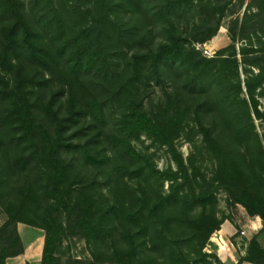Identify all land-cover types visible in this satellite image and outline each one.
Wrapping results in <instances>:
<instances>
[{"label":"trees","instance_id":"1","mask_svg":"<svg viewBox=\"0 0 264 264\" xmlns=\"http://www.w3.org/2000/svg\"><path fill=\"white\" fill-rule=\"evenodd\" d=\"M34 1L45 10V19L38 23L53 48L39 43L42 35L23 12L20 0H0V18L7 21L0 42V128L6 124L17 129L14 135L0 130V154L32 148L20 162L29 172L35 170L36 181L44 183L48 198L64 206L70 235L92 246L93 259H73L69 264H223L217 254L205 250L222 224L216 215L215 190L222 188L230 202L242 204L250 216L264 222V138L254 122V117L264 118L255 96L264 84L263 58L257 54L264 49L243 48L241 60L230 52L236 49L234 44L220 49L215 57L203 55L192 43L217 34L226 6L207 33L202 23L195 24L192 33L181 32L174 19L203 0H87L90 5L76 13L62 0L60 7L53 0ZM257 8L264 10V0ZM158 23L161 39L156 43L153 26ZM135 30L143 31L137 41L146 45L126 58L124 71L131 72L132 80L125 78V72L114 77L110 56L130 44ZM247 53L256 55L247 58ZM14 57L28 59L49 72L94 74L92 103L101 115L112 99L125 97L129 103L123 127L106 134L108 152L95 151L87 143H65V118L51 104L45 110L55 126L38 121L25 85L28 78L12 83L3 74L12 68ZM243 64L258 69L256 78L242 81ZM161 82L164 98L148 113L134 89ZM192 123L214 161L211 182L203 189L196 186L199 168L190 160L194 172L189 173L174 146V140ZM141 133L168 145L178 169H159L150 155L138 151L129 135ZM68 152L79 154L87 164L106 168L111 194L107 204L100 201L94 206L83 193L74 198L63 189L70 174ZM14 166L8 163L1 168ZM165 181L170 182L168 191ZM8 212V220L0 226V264L24 252L17 223L27 221L11 209ZM29 224L45 230L41 264H59L54 248L63 227L49 213L45 225ZM241 260L264 264V248L257 235L250 239Z\"/></svg>","mask_w":264,"mask_h":264},{"label":"rangeland","instance_id":"2","mask_svg":"<svg viewBox=\"0 0 264 264\" xmlns=\"http://www.w3.org/2000/svg\"><path fill=\"white\" fill-rule=\"evenodd\" d=\"M58 1L53 0V5L60 7L61 5ZM20 2L23 12L33 26L39 30V34L42 35L41 38H38L39 43L49 44L47 43V36L43 33L41 23H38L41 18L45 19L42 17L45 12V10L41 9L42 5L35 3L34 0H20ZM259 3L260 0H203L201 5L191 6L179 18H174L175 25L179 31L189 34L192 33L195 24L202 23L203 32L207 33L209 32L207 29L214 28L217 17L221 15V8L225 5V14L217 34L205 42L193 41L192 45L200 50L203 55L215 57L220 49L234 44L236 49H232L230 52H236L241 60L242 54L240 50L243 48H246V51L264 49V10L257 8ZM62 4L72 13H76L77 10L83 11L90 5L87 0H62ZM126 19H129V15L125 16L124 21ZM6 23L7 21L5 22L0 18V42L2 41V31ZM77 27L80 28V23ZM161 27V23L153 26V33L157 36L156 43L161 39ZM141 32L143 31L135 30L130 35V44H125L122 49L117 50L116 54L110 56L113 64L110 71L112 76H124L126 58L131 57L136 50L144 49L146 44H140L137 41ZM51 47L53 48V46ZM205 49L209 51V54L205 53ZM257 54L263 58L260 63L264 67V51H259ZM246 55L247 58H250L256 53H247ZM12 62V68L3 71V74L12 83H15L21 77L28 78L25 85L29 90V98L33 103V112L38 121L44 122L51 128L55 126L45 110L46 105L51 104L58 115L65 118L63 131L65 143H87L95 151L108 152L110 145L106 141V134L116 132L123 127L121 121L129 103L125 97L121 98V100L112 99L111 102L106 104L105 114L101 115L92 103L95 83L91 81V78L94 79V74L73 76L63 71L49 72V70L33 64L25 58L18 59L14 57ZM257 72V68L243 64L241 67L242 81L247 78H256ZM125 73V78L132 80L131 72ZM163 88L164 83L161 82L160 84H152L149 87L141 85L140 88L134 89L137 100L143 102L144 111L151 113L156 109V106L164 98ZM245 90L244 95L247 96ZM255 96L259 109L264 112V84L257 88ZM254 122L260 137L264 138V118L254 117ZM0 130L3 131V134L14 135L17 133V129L13 125L2 124ZM129 137L138 151L152 157L157 168L162 170L169 167L178 169L168 145L161 144L146 133H141L138 136L129 135ZM174 146L182 154L185 163L189 166V173L194 172H192L190 160L194 162L193 165L195 167L199 168L195 171L197 174V189L207 187L211 182L214 161L198 127L193 123L190 124L185 132L174 140ZM31 149V147H23L10 150L5 155L0 154V161L1 163L3 162L0 165V226L4 225L8 220V209H11L19 218L25 219L27 222L19 221L17 228L23 245L25 246L26 243L29 248L28 253H31L32 249H38L41 243V237L39 236L45 235V230L29 223L45 225L46 213H49L56 218L57 224L63 227L62 234L54 248L59 264H69L73 259H93L91 254L92 246L85 239L70 235L67 228V211L64 206L58 207L53 199L48 198L43 187L44 183L36 181L35 170L29 172L20 162V159L29 153ZM65 159H67V162H71V166L69 178L65 182L63 189L70 191L71 196L74 198L83 193L94 206H97L100 201H104L107 204L108 197L111 194L110 186L107 183L106 168L87 164L79 154L73 152L66 153ZM8 163H12L15 166L6 170L1 168ZM169 185V181L164 182L166 191L169 190ZM215 195L218 220L222 224H231L235 228L232 241L235 244L238 258V263L236 264H241L245 261L241 259L247 255L248 251L250 240H248L249 238L247 239V236L252 239L257 235L259 243L264 248V222L259 216H250L242 204L230 202L227 193L222 188H217ZM196 211L199 212L200 208L197 207ZM222 224L218 230L212 233L205 249L207 252L217 254L218 246L212 238L217 241L222 240L224 237L223 231H220L223 227ZM222 249H226V245ZM242 252H245V255H241ZM25 257L21 264H41L42 253Z\"/></svg>","mask_w":264,"mask_h":264},{"label":"crops","instance_id":"3","mask_svg":"<svg viewBox=\"0 0 264 264\" xmlns=\"http://www.w3.org/2000/svg\"><path fill=\"white\" fill-rule=\"evenodd\" d=\"M222 225H223V227L220 230V231H223V233H224V237L222 238V240L221 241H219V240L217 241V240H214L212 238V240L214 242H216V244L218 246L217 254H218L219 258L221 259V261L224 264H236V263H238V258H237V254H236L235 244L232 241V236L235 234V228L231 224H227V223H224ZM220 231H218V232H220ZM39 237H41V243H40L38 249H36V250L32 249L31 250L32 252L28 253V249L29 248H28L27 244L25 243L24 253H21V254L12 256V257H8L6 259V264H21V261L23 259L25 260V258H26L25 256H30L31 257V256L39 255L40 253L43 254L45 235H42V236H39ZM247 239L250 240V237L247 236ZM24 242H25V240H24ZM225 245H226V249L223 250L222 247L225 246ZM241 255H245V252H242ZM241 264H254V263L245 260Z\"/></svg>","mask_w":264,"mask_h":264},{"label":"built area","instance_id":"4","mask_svg":"<svg viewBox=\"0 0 264 264\" xmlns=\"http://www.w3.org/2000/svg\"><path fill=\"white\" fill-rule=\"evenodd\" d=\"M205 53H206V54H209V51L205 49Z\"/></svg>","mask_w":264,"mask_h":264}]
</instances>
